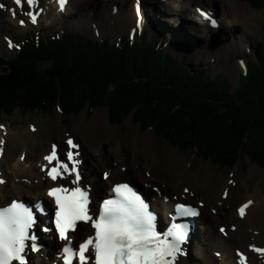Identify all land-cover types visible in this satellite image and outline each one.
Masks as SVG:
<instances>
[{"label":"bare ground","instance_id":"1","mask_svg":"<svg viewBox=\"0 0 264 264\" xmlns=\"http://www.w3.org/2000/svg\"><path fill=\"white\" fill-rule=\"evenodd\" d=\"M163 1L158 0V3H160L158 6L166 12L173 9L194 17L200 16V24H209L207 27L211 30L213 28L217 29L219 26L224 29V31L217 32L220 43L227 42L219 53L220 56H209V60L212 61L219 58L228 60L227 69L232 76L226 75V78H219L218 82L221 84L227 83L226 81L229 82L228 87L224 88L222 93L236 97L237 101L241 99L240 103L246 102L249 97L254 98L255 93H258V95L259 93L262 94L261 89L255 90L256 84L249 82L250 79L242 84V93H240V88L237 89L231 82L238 78L235 70L243 68V66H240L243 55L247 51L250 53L246 54H251V56L255 54L249 48L252 36L245 35L250 31L249 27L254 25L253 21H251V24L250 22L247 24L245 21V17L249 16V13L246 15V4L239 6L240 0H226L228 3L219 0L224 2L222 13L217 12L215 15H208L203 20L202 16H205V13L200 10L198 5L191 7L189 3L201 2L202 0H188L189 2L169 0V5H164ZM121 2V0H65L63 8H61L60 0H36L32 6L24 3L23 0L22 6H18L15 0H0V5H2L0 7V28L2 24H6L8 18H18L17 24H24L29 28L31 36L34 37L32 41L30 39L25 41L24 50H33L34 46H37L41 50L48 52L50 45V48L57 52V57L59 58L64 57L66 54L72 58L74 54L78 53L79 60L83 61L89 56V51L82 50L79 47V42H74L71 36L76 34L77 31L84 32V34L86 32L91 35L95 33L96 35H101L110 31H117L119 26L131 28L133 24L121 22L120 19L116 21L117 18L114 19L115 15L120 13L115 5H121ZM52 9L54 10L53 15L51 14ZM78 9H80V13L77 18L74 17L72 19V23H70L72 20H69L66 24H63V20H61L57 22V27H54L56 13L65 16L75 13ZM239 9L244 11L242 15L245 23L239 24L243 34L239 32L234 34V30L228 29L223 22L225 20L231 23L240 22L242 17L238 12ZM29 11L36 16L35 22L28 15ZM130 11L135 12L134 2L124 13ZM100 14L101 23L98 30ZM213 20L216 22L215 25L211 23ZM42 24H47L48 27L45 29ZM4 29H0V31ZM204 36L208 37V34H204ZM86 38L90 42L93 37L86 35ZM163 39L157 32H154L151 42H158L154 46L162 51V57L167 56L168 51H171L182 62L183 57L179 56L176 49H174L177 46V41H171L168 37H163ZM165 41L170 42V45ZM256 43L261 46L264 56V47H262L261 39ZM144 44H148L145 39ZM0 45L3 50H7L10 47L8 37L1 32ZM241 49L244 54L240 52ZM57 57L50 56L48 60L40 61L33 58L29 66L31 70L38 73L36 77L30 75L29 79L12 80L10 76H6L0 82V86L5 89L4 95L10 97L12 106L11 109L0 110V205L10 202L9 206H11L16 199L31 196L33 195L32 193L41 191L49 186L75 188L76 185L74 186L71 183L72 178L53 181L47 171H45V167L50 169L55 165V161L49 164L45 160V157L52 152L55 145L57 155L65 162H68L66 153L68 151L73 152L75 160L79 162L77 164L80 174L79 186L82 189H89L96 202L101 199L99 197L108 199L109 188L112 183L128 177L140 186H144L146 195L154 204L158 205V209L163 215L183 213L184 211L181 207L171 206L172 203L175 204L177 201H182L183 198H185V201L187 199L189 204L197 207V209L191 208L195 210V214L191 215L193 220L190 226L184 222L174 221L175 231L183 230L184 234L189 233V236L182 245H177L179 250L168 257L171 264H240L241 256L246 258L245 264H264V252L256 251V249H264V196L253 186L256 177L260 173H264V165H261V169L254 165L250 166V160L245 158V162L239 166L240 170L238 171L237 179L233 177L235 173H226L230 178L235 179L231 180L232 182H237L235 187L232 186L230 188L229 178L217 172L218 168L205 167L199 163L200 160L205 164L207 163L205 154L208 151L213 156L221 158L220 150L224 146L231 151L229 158H227L228 160L235 159L237 161L240 158L243 149L238 150L236 146L234 147L227 142L222 132H219L218 136L211 140L204 141L202 137L203 142L201 145L204 147L202 152L196 147H188L181 141H177L170 146L172 149L177 148V151H180L185 156L191 157V159H187L181 153L169 156L163 144L157 145L151 140L148 135L149 131L142 133V139L140 143H137V135H131L130 126L136 134L143 131L145 126L141 118L130 121L131 118L129 117L121 127L124 137L123 143L127 144L129 142L133 147V149L129 147V156L120 148L119 150L102 154L97 149H101V145L105 140L117 135V128L107 123L108 117L104 110L96 112L89 119H85L86 112L93 105L87 85L76 83L74 89L68 86L66 81H60L54 76H52V79L43 77L45 70L49 71V68H52V71H54L53 65L57 61ZM234 57L237 58V64L232 66L229 63L234 60ZM52 59L55 60L51 61ZM1 61L3 60L1 59ZM176 63L179 62L177 61ZM171 65L165 67L167 72L163 68L157 70V74L164 83H167L165 78H169L168 75L175 72L170 70ZM249 66L257 69L254 73H258L262 78V82H264V71L261 70L262 65L250 61ZM175 69L181 72L180 68ZM62 77H65V75H62ZM41 84H45L47 88L40 87ZM153 84H157V82H153L150 85V91L158 90V87L153 86ZM33 89L36 90L33 91ZM136 90L134 89V92ZM134 94L135 97H139L141 102L139 106L148 109L145 106V96H142L139 92ZM30 96L35 97L39 101L41 111L35 113L30 122L25 125L23 123L25 110L28 109L29 114H32L30 105L27 106L26 104V97ZM54 100L57 101L58 112L65 119L75 117L72 111L76 108H79L81 112L85 111L81 116H77L76 120L72 119L63 121L62 124L59 123L55 132H52L49 127H47L48 132H46L42 115L45 107L51 105ZM229 102L233 112L236 113L238 110L236 108L237 102L233 99L232 101L229 100ZM248 107H253V104H249ZM119 109L123 111L121 108ZM135 110L136 107L132 108L130 113ZM149 111L154 115L156 114L154 112L156 110L149 109ZM242 112L251 118L245 110ZM107 113L110 115L109 109H107ZM162 114L164 112L158 111L156 115L161 116ZM229 114L232 116L231 113ZM157 123L156 120L154 124L157 126ZM142 124L144 127L141 126ZM172 124V115H167L159 126L166 125V127L170 128ZM249 124H257V121L251 119ZM186 132H188L187 129ZM171 134L172 137L177 139L185 138L183 133L174 129ZM69 139L76 145L75 148L68 144ZM249 142L257 147L254 139H250ZM68 163L71 166V162ZM176 180L179 182L175 183ZM95 187H98L99 190L97 191ZM192 192L197 197L193 198L187 194ZM17 195H20V197H17ZM100 203L104 204L101 201ZM244 205H247V207L244 215L241 216L239 209ZM183 206L184 208H190ZM232 206H234V209ZM88 208L92 209L89 203ZM165 221V218L158 216L159 227L163 228ZM37 224L43 225L40 221ZM235 224H237L238 228H235ZM36 228L43 230L47 235L48 231L54 233L50 226L36 225ZM220 228H224L230 233L228 240L222 235ZM84 231L86 230L79 228L75 230L79 234ZM86 236L92 237V234L89 233ZM62 244L63 242L59 240L54 242L47 241L44 245L31 249L34 253L28 258L29 264H38L34 257L35 254L47 253L53 259L57 252L56 248ZM40 263L46 264L44 261H40Z\"/></svg>","mask_w":264,"mask_h":264},{"label":"rangeland","instance_id":"2","mask_svg":"<svg viewBox=\"0 0 264 264\" xmlns=\"http://www.w3.org/2000/svg\"><path fill=\"white\" fill-rule=\"evenodd\" d=\"M121 1H122L121 5H115V6H117L116 9L119 12L124 13L129 9V5H125V2L127 0H121ZM223 1L228 3V1H226V0H223ZM254 1L255 0H240L238 5L239 6H242L244 4L247 5V7L245 8L246 9V15L249 13V16L245 17L246 23L249 24L250 18H252V21H254L253 22L254 25L249 27L250 31H248L245 35L252 36V40H251V43L249 45V48H250V50H253L255 54H253V56H251V54H246L249 52V51H247L245 53V55L243 56V60H245V61L246 60L247 61L252 60L254 62H257L258 60H262V57H263V50H262L261 46L258 45L256 42L259 39H261L262 34L264 35V0H258L259 4H261L263 6L254 5V8H253L252 6H253V4H255ZM224 2H220L219 0H216V1L215 0H202L201 2H198V4L204 5L207 7H208L207 4H212L211 8L217 14V12L222 13V9L224 7ZM154 4L155 3L153 2V0H136L135 1V12L130 11V12L124 13L122 15L120 13H117V15H115L114 19L117 18L116 21H119V19H120L121 22H126L127 24H134L133 29L131 31H128L126 28H121L119 26L117 31H110L108 33H104L101 35H96V33L91 35V34H88L86 32H85V34L88 36H92L93 38H97L98 36H101L104 38H110L111 41H114L117 37L120 36V33H122L125 30H126V32H133L138 28V26L139 27L142 26V28H145L147 25L145 23H150V20L147 17V13L142 9V6H147L148 11H150V10H152L151 8L154 7ZM239 10H238V12L240 13V15L242 17V20L240 22L232 23L233 25L232 24L227 25L228 29L234 30V34H236V32L243 34L239 24L245 23L244 18H243L244 16L242 15L244 13V11H243L244 7H243V10H240V11ZM79 13H80V9H78L75 13H71V14L65 15V16L60 15L59 13H56L55 14L56 23H55L54 27L56 28L58 25L57 22H60L61 20H63V24H66L69 20H72L74 17L77 18ZM53 14H54V11H53ZM253 14H254V18H253ZM155 15H156L155 24L154 25L148 24V28L146 30L148 31L149 28L156 29L155 31H152V32H157L158 35H162L163 37H168L171 41L176 40L177 41V46H176L177 54L179 56L183 57V61L185 62V64L188 65V64L192 63V64L200 65L201 68L206 67V70H207L206 75L204 77H202V75L191 76L188 72H186V70L184 68H181L178 63L171 62L172 65H171L170 70L175 71L174 74H169L168 75L169 78H165L167 80V83L162 82V80H160L159 82L163 83V85L165 84V87L167 88L166 89L167 91H164V94L161 93V97L162 96L163 97H165V96L170 97V99H171L170 101H172V102H170V101L166 102L165 101L162 103L161 106H173L174 107V106L178 105L177 107H179V110L181 111V113H183L184 117L186 116V118L188 120L187 122L192 123V121H193L192 113L194 114L197 111L204 110L206 108L205 105L208 106V109H209V107H211L213 105L214 100H219L225 104L221 105L219 107V109H216L215 115L218 116L219 120L225 121V118H227L228 113L232 114V112H233V109L231 107V103L229 102V100L230 101H232V99L237 100V98L232 97V95H230V94L222 93V90L224 88L228 87L229 83L219 84L218 81H216L214 79L211 80L210 76L216 75L214 70H218L219 65H221L223 68H226V64L228 63V60L223 59V58H219L218 60H213V61L209 60L210 55L219 57L220 56L219 53L221 52V50L226 45L227 42L220 43L218 36H217V32H219V31L221 32L224 30H222L221 28H218L217 31L213 32V34L204 33V34H208V37H206V36H204L201 29L197 28V27H199L198 26L199 21L196 18L184 15L182 17H184L185 19L181 17L183 24H161V21L178 22V20L176 18H174V17H177V15L170 14L166 11H162L161 13H156ZM181 20H179V21H181ZM72 22H73V20L70 23H72ZM100 23H101V14H100L99 21H98V30H99ZM9 24H12V23H9ZM234 26H237V28H234ZM5 27H8V24H4V28ZM148 32L152 33L151 30H149ZM81 33L83 36L86 37L84 32L77 31V34H81ZM263 42H264V38H263ZM89 47H90V44H89ZM240 52L244 54L242 49L240 50ZM0 53L4 56H9L12 54L11 52H7L6 50H1V49H0ZM153 58L151 59L152 61L149 64V67L151 69L150 75H142L140 73H135V72L130 71V70H124L122 74H124L128 77L127 80L130 81V83L133 80H136L137 82H135V85L136 84L137 85L146 84L145 80H144L145 77L151 76L152 74H153L152 75L153 78H156L157 76H159L157 74V70L159 68H161V66H157V63L159 62V58L157 56H155V58H157L158 61H156ZM72 59H74V58H72ZM54 60L55 59H52L51 61H54ZM149 61H150V59L144 58L143 54H136L133 63L136 64V62H139L138 66L140 64L143 66H146ZM67 64H68V62H67ZM229 64H231V65L237 64V58L234 57V60ZM165 66L166 65H163L162 67L167 72V69L165 68ZM152 67H156L155 73L153 72ZM175 68H180L181 72H178ZM183 71H185L188 74H186ZM53 72L59 73V71H53ZM53 72L45 70L46 74H51V73L55 74ZM242 72L243 71L240 70L239 72H237V74L239 73V75H240ZM217 73H219V71ZM227 76L230 77L232 75L230 74V72L229 73L227 72ZM20 77H21V75L18 74V76L12 77V78L15 80V79H20ZM33 77H36V74H34ZM158 79H160V78H157V80ZM115 81L116 80L109 79V81H107V87H108V85L112 86V85H114V83H117ZM231 82L233 83V85H236V80L231 81ZM76 83H78V82H76ZM76 83L70 84L71 87L75 89ZM89 88H90V86H89ZM101 91L95 90L94 94L91 96V98L93 100V105L90 107L89 110L87 108L88 111L86 112V118L85 119H89L96 112H100L101 110H104L106 112V116L108 117L107 123L110 126L114 125L117 128V132H116L117 135L116 136H113L109 140H105L104 143L101 145V149L96 148L97 150L101 151L102 154H104L106 152H110V151H115L117 149L119 150V148H120L122 151L126 152L127 155L129 156V150H130L129 147H131L132 149H133V147L131 144H129V142H127L128 145L126 143L125 144L123 143L124 137H123V131L121 129L122 125L124 124V121L127 120L128 117L131 118L130 121H135L136 118H141V121L145 126V129H143V131H140L138 134L134 133L133 129L130 126L131 135H137V143H140V141L142 139L141 134L145 133L146 131H149L148 135L151 137V140L157 145H160L162 143L157 141L156 138L153 137L152 135H154V136L159 135L160 136L161 135L160 133H162L164 138L167 137L169 139L168 142H170L172 140L171 131L173 129L176 130L175 127H173L174 125L170 126V128L166 127V125L159 126V124L161 125V123H162L160 121L159 124H157V126H156V124H154V122H149V118H145L144 115H136L135 114V112L136 111L138 112L141 108L138 104L140 102L136 99V97L133 96L134 98L130 102V105L133 104L132 107H136V111H134L133 113H130L132 110V107L125 106L124 108H121L123 110V111H121L119 108L124 106V105L120 104V107H118V108H114L112 106L113 103L111 100H113V99L109 98V96H110V93L113 92V90H111V92H110V90L109 91L105 90L103 92H101ZM89 93H90V90H89ZM4 94H5V90L2 88V86H0V108H5V107L9 108V107H11V103H10L11 99L9 96H6ZM131 94H133V93H131ZM176 95H178V98L174 99V96H176ZM109 99H111V100H109ZM26 104H27V106L29 104H31L33 107H37L39 104V101L35 97L30 96V97H26ZM49 109H52V112L44 113V115H42V119L44 121L46 132H48L47 127L51 128L50 130L52 132H55L57 129V125H59V123L62 124L63 121H70L72 119L76 120L77 116H81V114L85 111V110H83L81 112V110L79 108H76L72 111V114L75 115V117H72L70 119H65V118L61 117L60 112H58L59 107H58L56 100L52 101L51 105L46 106L45 110L47 111ZM107 109H109L110 115H108ZM151 109L158 110L159 108L157 109L156 107L155 108L151 107ZM161 110H162V112H164V114H166L165 112L168 109L162 108ZM33 115H34V113L29 115V116H23V123L25 125H27L30 122ZM229 117H231V116H229ZM234 118L235 117H233L232 119H230V118L226 119L227 122L228 121L230 122V126L231 125L233 126L236 124V123H234V121H235ZM216 119L217 118H214V120H216ZM143 124L141 125L142 127H144ZM210 124H211V121H210ZM192 125L193 124H191L190 127H192ZM222 125L225 127L224 124H222ZM235 126L237 127V125H235ZM192 128L194 129L195 127H192ZM211 128H214V127L208 126V125L205 126L203 124L201 126H197L195 128V132L208 133L207 131L210 130ZM134 129H136V128L134 127ZM156 129L158 130V133L156 132ZM225 134H227V133H225ZM188 137H192V136L189 135ZM245 139L246 138L243 137V140H245ZM250 139L251 138H247L246 141H242V145H244V144L246 145L248 143V141H250ZM112 144H114V145H112ZM119 145H120V147H119ZM242 147H244V146H242ZM167 153L169 156H172L174 154L181 153V152L177 151L175 149L169 148V150L167 149ZM181 154L184 155L183 153H181ZM185 158L191 159V157H189V156H185ZM245 158H248V156L243 154L239 160V163L236 165L235 168H233V171L235 174H234V176L233 175L232 176L235 179H237V177H238V171L240 170L239 166L241 163L245 162ZM260 158L264 161L263 152L261 153ZM199 163L203 164L205 167L217 168L215 166L208 165V163L205 164L201 160L199 161ZM249 164H250V166L254 165V166L258 167L255 163H252L250 161H249ZM258 168H260V167H258ZM217 172L225 175L220 170H217ZM235 175H236V177H235ZM259 175L256 177V180H254L253 186L258 191H260L261 194H264V173L261 174L260 176ZM225 176H227L230 180V188L232 186L235 187L237 182L231 181V180H235V179L230 178L228 175H225ZM238 181H240V180H238ZM178 182L179 181L176 180L175 183H178ZM194 195H195V193H194ZM201 196H203V195L201 194ZM232 207L234 209V206H232Z\"/></svg>","mask_w":264,"mask_h":264},{"label":"snow or ice","instance_id":"3","mask_svg":"<svg viewBox=\"0 0 264 264\" xmlns=\"http://www.w3.org/2000/svg\"><path fill=\"white\" fill-rule=\"evenodd\" d=\"M23 2L32 6L36 0ZM15 3L22 6V0H15ZM64 3L65 0H60L61 8ZM28 15L35 22L36 16L31 11ZM211 23L215 25L216 22L213 20ZM68 144L72 148L76 147L71 139ZM66 156L71 166L60 159L54 145L52 152L45 157L49 164L55 161L50 169L45 167L53 181L72 178L71 183L76 185L75 188L54 187L48 193L54 197L58 206L55 213L56 229L60 239L67 241L62 254L63 264H171L168 257L179 249L176 245L166 246L167 242L160 239L155 231L154 216L141 197L127 184L118 185L115 187L116 198L105 201L100 215L94 219L88 212V194L79 186V162L75 160L72 151H68ZM246 207L244 205L239 209L241 216ZM181 209L185 213L195 214L194 209L184 206ZM80 221L90 222L95 234L78 248H73L69 232H75ZM34 223L33 212L22 209L15 202L7 209H0V264H27L24 253L26 242L36 239L29 233ZM174 239L177 242L183 241V230H177ZM256 251L264 252V249ZM245 259L241 256L240 264H245Z\"/></svg>","mask_w":264,"mask_h":264},{"label":"trees","instance_id":"4","mask_svg":"<svg viewBox=\"0 0 264 264\" xmlns=\"http://www.w3.org/2000/svg\"><path fill=\"white\" fill-rule=\"evenodd\" d=\"M254 3H255L254 5L263 6L259 4L258 0H255ZM79 47L82 50L89 51V56L83 61L79 60L78 53L72 56V58L74 59L70 58V56L67 54L64 57L59 58L57 57V52L54 51L52 48H50V45L48 47V52H45L42 49L41 50L42 55H46L48 58L50 56L57 57L58 61L54 63L53 70L59 71V73L53 72L52 68H49V71L55 74H52V73L46 74L44 72L43 77L46 79H52V76H54V78H57L60 81H66L67 85L70 87H71L70 84H73L76 82L85 84L88 86V89L90 90V95H89L90 97L94 94L95 90L97 91L102 90L101 92L105 90H108V91L110 90L111 92V90H113V92H111L109 96V98H112L113 100L111 99L109 100L112 101L113 103L112 106L114 108L120 107V104L124 105L120 108H124L125 106L132 107L133 104L130 105V102L133 100V96L135 97L134 93L139 92L142 94V96H144L145 94L146 96L144 100H146L145 104H147L145 106L148 109L140 108L138 112L135 110L136 111L135 114L144 115L145 118H149V122H155L157 120L158 122L157 124H159L160 121L163 122L167 115H172V122H173L172 125H174L173 127H175V129L178 132H181L185 135L184 139H177L176 137L175 138L172 137V140L170 141L172 144L177 141H181L188 147H191V146L196 147L200 149V151L202 152L204 149V147H202L201 145L203 142L202 137L204 138V141L211 140L213 138H216L219 132H222L223 135H225L226 137L225 139L227 140V142L231 143L234 147L236 146L238 150L243 149V152L247 153L249 157L251 158V160L257 163L259 166L264 165V161L260 158L262 152L264 155V82H262V78L260 77L258 73H254V71H257L256 68L250 67L247 74L242 77V81L243 83H245V81L250 79L249 82H253L254 84H256L255 90L258 91L261 89L262 94L259 93L258 95V93H255L254 98L249 97V99L243 103L239 102L241 99H239L238 101L235 100V102H237L236 108L238 110L236 111V113L232 112L231 117H229L230 114L228 113V116L227 118H225V121L219 120L218 116L215 115L216 109H219V107L221 105H224L225 103L219 100H214L213 105L209 107V109H208V106L205 105L206 108L204 110L197 111L194 114L192 113L193 121L191 123V122H187L188 120L186 116L184 117L183 113H181V111L179 110V107H177L178 105L174 107L173 106H161L163 102L165 101L169 102L171 100L170 97H167V96L161 97V93L164 94V91H167L165 84L163 85V83L159 82L161 78L158 79L157 81L146 82L148 86L146 84L144 85L136 84L135 85V83L128 82L127 80L128 77L122 74L124 70H130L135 73H140L142 75H146V73L147 75H150L151 72L148 71V69H149V64L151 63L152 60H150L146 66H143L141 64L138 66L139 62H136L137 65L135 63H133L132 65L131 60L127 58H123L122 60L121 59L109 60L107 58H104L103 56H100L95 51L91 52L90 48H82L80 45ZM144 58L150 59V57H147V56H144ZM263 60H264V56L262 57V62H261V65H262L261 70L264 71ZM26 67H27V64L25 65L24 72L18 73V74L23 75V76L21 75L20 78L29 79L34 74H36V76L38 75L37 72L31 70L30 66H28L27 68ZM61 74L65 75V77H62ZM251 78H254V79H251ZM11 79L14 80L13 78ZM109 79L116 80L115 82L117 83H114V85L112 86L108 85L107 87V81H109ZM0 82L2 81L0 80ZM153 82H157V84H153V86L158 87V90L155 89V90L150 91L151 90L150 85ZM40 87L47 88L45 84H41ZM134 89H137V90L134 92ZM35 90L36 89H33V91ZM131 92L133 94H131ZM240 93H242L241 89H240ZM176 98H178V95L174 96V99ZM136 99L139 101V97H136ZM153 99H156V101L152 107L153 108L156 107L157 109L159 108L156 111H160V112L162 111L161 110L162 108L168 109L165 112L166 114L157 116V115L152 114V112L149 111V109H151L150 105H152ZM138 104H141V102ZM249 104H253V107H248ZM141 110H143L144 113H141ZM243 110H245L251 116V118L247 117V115L242 112ZM233 117H235L234 123H236L235 125H237V127L235 125L230 126V122L228 121L229 122L228 123L226 121V119H229V118L232 119ZM214 118H217V119L214 120ZM251 119L254 121H257V124H249V121H251ZM210 121H211V124H210ZM191 124H193L192 127H195V128L203 124L205 126L207 125L213 126L214 128H211L210 130H208L207 131L208 133H203V132L198 133V132H195V128L193 129L192 127H190ZM222 124H224L225 127ZM189 128H192V129H189ZM186 129L188 130V132H186ZM156 132L158 133V131ZM189 135L192 137H188ZM243 137H245L246 139L247 138L254 139L257 143V147L253 145L252 143H250L249 141L246 145L245 144L242 145ZM230 154H231V151L228 149V147L224 146L220 150L221 158L213 156L210 151L206 152L205 158L212 159L215 163H218L220 166L234 165L236 162L235 159H230V160L227 159L229 158L228 156Z\"/></svg>","mask_w":264,"mask_h":264},{"label":"water","instance_id":"5","mask_svg":"<svg viewBox=\"0 0 264 264\" xmlns=\"http://www.w3.org/2000/svg\"><path fill=\"white\" fill-rule=\"evenodd\" d=\"M144 96H146V95L144 94ZM133 98H134V97H133ZM155 101H156V99H153V100H152V105H150L151 107L155 104ZM146 105H147V104H146ZM154 112H156V114H157L158 111H154ZM141 113H144L143 110H141ZM156 114H155V115H156Z\"/></svg>","mask_w":264,"mask_h":264}]
</instances>
